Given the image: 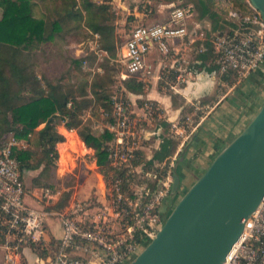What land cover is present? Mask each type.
I'll list each match as a JSON object with an SVG mask.
<instances>
[{
    "label": "built area",
    "instance_id": "obj_1",
    "mask_svg": "<svg viewBox=\"0 0 264 264\" xmlns=\"http://www.w3.org/2000/svg\"><path fill=\"white\" fill-rule=\"evenodd\" d=\"M144 10L147 11L146 6ZM194 13L193 4L175 5L164 21L149 19L135 25L121 47L120 61L125 66L121 77L126 79L144 72L154 51L162 57L169 55V60L176 59L174 62L177 63L175 55L180 53V49L175 46L178 43L187 44L190 50L194 46L197 57L191 59L187 69H180L174 74L172 80L176 83L171 86L175 92L181 90L179 83L187 85L200 73L194 64L199 63L198 56L206 51V42H210L214 50L208 65L216 66L212 70L216 84L225 88L233 84L221 97L253 72L264 71V18L250 0H246L243 8L231 7L228 10L231 24L217 30L208 39L204 38V32L201 40L191 38L189 23ZM93 36L95 53L100 57L108 55L107 50L101 47L100 34L94 32ZM198 40L200 43H197ZM175 65L171 67L170 64V69ZM189 102L199 112H205L200 119L206 117L213 106L195 102L194 99ZM111 103L112 121L105 127L114 136L109 144V164L116 171L108 177L102 176L106 201L96 213H90L82 201H74L64 209L28 204L26 184L16 151L27 149L30 144L26 139L10 135L0 146V250L6 264H18L24 247L42 244L50 217L58 219L62 227V236L52 250L50 264H130L162 228L165 222L163 202L171 195L179 153L166 166L163 178L154 185L155 189H150L148 183L142 181L144 175L140 169L144 164L143 142L148 139L142 118L133 115L122 95H113ZM205 106L208 109L204 111L202 108ZM163 109L159 103L145 101L143 116L145 120L163 122ZM191 122L193 117L187 116V126L173 123L178 129L176 133L181 135L178 142L181 147L193 132L194 123L187 130ZM139 180L141 186L128 196L126 190L138 186ZM56 196L48 187L42 188L37 197L50 205ZM224 264H264V196L256 211L245 221L243 234Z\"/></svg>",
    "mask_w": 264,
    "mask_h": 264
},
{
    "label": "rangeland",
    "instance_id": "obj_2",
    "mask_svg": "<svg viewBox=\"0 0 264 264\" xmlns=\"http://www.w3.org/2000/svg\"><path fill=\"white\" fill-rule=\"evenodd\" d=\"M95 1L98 4L101 3V0ZM202 2L210 7V12L204 16L201 15L203 9ZM143 3L149 4L152 9V19L150 20L156 22H162L166 19V16L169 10H171V6H173V4L178 6L193 4L195 8L193 19L195 22L200 21L203 25L204 23L207 24L204 25V29L202 30L204 31V38L208 39L217 31L219 24L227 15L228 9L234 6L237 8H243L245 7L246 0H138L134 2L132 6ZM109 7V18L102 24L112 30H108L106 33H101V47L107 50L108 55L100 57L95 53L92 42L94 40V36L93 33L88 30L83 33L73 31V34L70 37L59 36L56 40L57 42L51 47L55 54H61L63 56L68 54L70 60L79 58L83 59V63L80 66L71 64L68 68H66L62 65L66 63L65 57H57L48 62V65H53L56 61L59 62L53 65L54 72L50 73V76L59 79L61 82L60 85L62 84L64 90H68L69 88L75 90L73 95L78 96V99L81 100L82 104L86 105L82 109L81 119L84 124L91 127L92 133L96 136H102L104 134L103 132L106 129L105 126L108 123L105 120V117L109 115L104 116L102 111L103 108L111 110L106 98H109V96L112 98L115 94L126 97L130 108L134 109H136V104H134L135 102L142 106V108L145 101L159 103L158 101L152 99V96L148 95L151 92L157 96H159L160 92L168 96L171 95L175 105H183L185 108L182 111V115L175 123H182L187 126L185 123L187 116H192L193 122L188 124L187 127V130L191 129L192 124H195L197 120L205 114V112H199L195 105L187 99H183L181 95H178L172 88L171 84L176 83V80H172L175 77L174 74L176 72L178 73L180 69H187L190 65L189 62L191 59L193 57H197L194 46H192V50H190L189 47L187 48L186 46H181L180 53L176 55L178 62L173 69H170L169 55L162 57L160 53L151 54V59L147 69L144 72L139 73V78L141 77L145 80L142 81L145 84L143 90L145 97L137 99L133 95L129 94L130 91L124 86V80L121 77V73L124 71L125 66L122 61H120L119 50L121 45L128 38L131 30L138 22L135 20L132 10L129 11L127 9L123 10L122 8H118V5L114 2V0L110 3ZM1 13L0 9V16ZM148 20L149 19H145L143 22ZM194 25L195 23L193 22L191 28ZM113 53H116V58L111 57V54ZM159 58H161V60ZM86 60L88 61L87 65L85 64ZM154 60L155 62H160L159 67L153 64ZM132 78L138 81L140 80L136 77V75ZM152 81L157 84L153 86ZM185 85V83H179L180 88H184ZM232 85V83L229 84L230 87ZM229 86L225 88L217 85L215 99L220 98L222 94L228 90ZM193 99L195 102L207 104V101H203L201 98ZM187 101L188 103H186ZM212 103L213 102H209L208 104L212 105ZM207 109V106L202 108L204 111ZM110 112L112 115V111ZM163 112L165 114V119H163L164 121L160 123L157 119L145 120L142 110L140 112L137 111V113H133L134 116H141L142 118V126L148 137V139H146L143 143L150 149L155 148L154 143L161 145L164 140L169 139L174 141L177 145L179 138L181 137V135H178L180 133H176L178 132V129L173 126V123L169 122L168 112L164 109ZM66 120L69 121V118ZM159 124H162V132L157 134L156 131ZM63 127H65L64 121L58 125V130L65 136V141L63 143L67 144H57L59 157L54 163H51L48 170L44 173L42 172V168L38 169V171L33 173L32 176H28V174L25 173L24 181L27 185V191L33 187H38L39 190L49 187L52 192L57 194L56 198L52 201V208L63 209L73 201H82L93 213H96L106 201L99 179V174H103L105 177H108L110 173H114L116 170H114L110 164V168L107 170L98 166L96 163L94 149L86 146L77 129H68L65 127L66 129L72 131L70 132L73 134L72 136L68 132H65ZM32 138L33 142L31 144V148L39 150L36 145L38 136L34 134ZM63 147L66 149L64 157L61 154ZM155 152L156 150L154 153ZM142 161L144 163L140 168L142 169V174L144 175V179L142 181L147 182L149 188L153 190L155 189L154 185L156 182L163 178L165 168L168 164H170V162L167 161L165 163L166 166L163 170L155 163L156 161L152 163L149 159H147L146 153L142 154ZM192 183L193 180H189L184 190L181 192L179 191L177 194L178 197L176 196L175 198V196L172 197L169 195L166 201L163 202L162 210L164 212L165 220L179 202L180 198L195 182L193 184ZM140 186L141 181L139 180L138 186H133L132 188L127 189L126 194L131 196L135 188H139Z\"/></svg>",
    "mask_w": 264,
    "mask_h": 264
},
{
    "label": "trees",
    "instance_id": "obj_3",
    "mask_svg": "<svg viewBox=\"0 0 264 264\" xmlns=\"http://www.w3.org/2000/svg\"><path fill=\"white\" fill-rule=\"evenodd\" d=\"M112 2L0 0V146L10 135L26 139L30 145L33 135L38 136L36 145L39 150L29 147L16 151L23 174L26 170L40 168L44 173L58 159L57 144L65 141V136L58 130L63 121L66 128L77 129L86 146L94 149L97 165L104 170L110 168L112 132L105 129L102 136L92 133L91 127L81 119L86 105L73 95L74 89L64 90L60 80L50 76L54 72L53 65L59 62L53 65L48 62L65 57L66 63L62 65L66 68L71 64L82 65L83 59L70 60L68 54H55L51 47L59 36L70 37L73 31L83 33L86 30L98 32L102 44L101 33L112 30L102 24L109 18L108 9ZM202 7V16L210 12V7L203 2ZM213 56L212 44L206 42V51L198 56L199 63L194 64L197 72H201ZM111 57L116 58V53ZM215 68L213 65L210 71ZM132 77L124 79V86L131 92L142 93L145 84ZM106 99L111 110L103 108L102 111L104 116L109 115L105 117L109 123L112 121V103L110 96ZM41 125L43 127L39 128ZM176 146L171 139L164 140L152 163L156 161L164 170Z\"/></svg>",
    "mask_w": 264,
    "mask_h": 264
},
{
    "label": "water",
    "instance_id": "obj_4",
    "mask_svg": "<svg viewBox=\"0 0 264 264\" xmlns=\"http://www.w3.org/2000/svg\"><path fill=\"white\" fill-rule=\"evenodd\" d=\"M250 1L264 18V0ZM198 75L180 90L187 98L194 93ZM180 183V175L175 173L172 197L179 193ZM263 196L264 102L246 128L180 198L157 235L130 264H224Z\"/></svg>",
    "mask_w": 264,
    "mask_h": 264
},
{
    "label": "crops",
    "instance_id": "obj_5",
    "mask_svg": "<svg viewBox=\"0 0 264 264\" xmlns=\"http://www.w3.org/2000/svg\"><path fill=\"white\" fill-rule=\"evenodd\" d=\"M136 1L138 0H114V2L118 5V8L133 11L132 13L135 17V20L138 22L137 24L142 23L145 19H152V9L150 8L149 4L143 3L140 5L132 6L133 3ZM144 6H146V12L144 10ZM173 6L175 5L173 4ZM193 22L196 26L194 25L191 28ZM228 24L230 25L231 23L228 20L227 11V15L225 16L224 20H222V22L219 24L217 30L225 28V26ZM204 25L207 24L204 23ZM204 25L200 21L195 22V20L192 18L189 23V30L191 32L192 39H200L201 34L204 32L202 30L204 29ZM200 40H198L197 43H200ZM123 44L121 45V47L123 46ZM181 46H186L188 48L187 44L182 43L176 44L175 48L178 50L181 49ZM121 47L119 50V56L121 54ZM153 53L158 52L154 51ZM150 59L151 57L148 58V64ZM159 59L161 60V58ZM174 60L176 59L171 58L169 60L171 67L172 65L177 64L176 61L174 62ZM208 63L202 68V73L200 72V74L198 75V79H200L198 81L197 86L195 87L194 93H191V97L187 98L180 91L177 92L183 96V99H187L188 101L193 100V97L197 96L199 97L198 99L201 98L203 99V101L206 100L207 103L213 102L212 109L208 112L206 117L197 120V123H195L193 132L187 139L186 144L181 147L180 143H178L175 151L171 156L172 160L174 156L179 153L176 160L175 170L181 178L179 190L180 192L184 190L189 180H193L194 183L203 175V173L210 166L217 154L246 128V126L255 117L264 102L263 70L259 69L253 72L247 79L239 83L235 89L232 88L227 95L215 99L217 90L216 76L213 71H210V68H212V66L208 65ZM153 64L159 67L160 62H155L154 60ZM136 77H138L140 81H145L141 77L139 78V74H137ZM152 84L153 86H155L157 83L155 84V82L152 81ZM129 94L133 95L137 99L140 97H145V94L143 92L134 93L130 91ZM148 95L152 96V99L158 101L162 105L164 110L168 112L170 123H175L178 121L179 117L182 115V111L184 110L183 105H175L171 95L168 96L161 92L159 93V96L153 94L152 92ZM188 101L186 103H188ZM134 104H136V109L131 108L133 110V113H137V111L140 112L142 110V106L138 105L137 102H135ZM43 125H41L40 127H43ZM63 128L65 132H72L66 129L65 127ZM161 132L162 124H159L156 133L160 134ZM60 144L64 143L61 142L59 143V145ZM157 144L158 143H154L155 148L151 149L148 148L147 145H144V149L142 150V154L146 153L147 159H149L151 162L153 161V156L155 154L154 151H157V149H159L160 144ZM29 147L31 148V145H29ZM37 171L38 169L26 170L24 171L23 176L25 175V173H27L28 176H32L33 173ZM102 176L103 174H99L101 186ZM39 193L40 190L38 187H33L32 189L27 191L26 185V202L34 207H46L55 209L52 208L53 202H51L50 205H46L42 200H40L37 197ZM176 196L177 194L175 195V198ZM67 206H65V208ZM88 210L90 213H93L89 208ZM61 236L62 227L58 219H56L55 217H50L47 222V235L42 244H40V246H38L37 248L32 246L24 247L20 254V261L18 264H50L52 250ZM0 264H6V262L4 261L2 250H0Z\"/></svg>",
    "mask_w": 264,
    "mask_h": 264
},
{
    "label": "bare ground",
    "instance_id": "obj_6",
    "mask_svg": "<svg viewBox=\"0 0 264 264\" xmlns=\"http://www.w3.org/2000/svg\"><path fill=\"white\" fill-rule=\"evenodd\" d=\"M70 135H72L73 136V134H71V133H69ZM64 144H67V143H64ZM66 152V149L63 147V149L61 150V154H62V156L64 157L65 156V153ZM64 161V160H63Z\"/></svg>",
    "mask_w": 264,
    "mask_h": 264
},
{
    "label": "flooded vegetation",
    "instance_id": "obj_7",
    "mask_svg": "<svg viewBox=\"0 0 264 264\" xmlns=\"http://www.w3.org/2000/svg\"><path fill=\"white\" fill-rule=\"evenodd\" d=\"M168 213H169V210H168Z\"/></svg>",
    "mask_w": 264,
    "mask_h": 264
}]
</instances>
